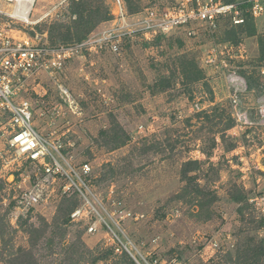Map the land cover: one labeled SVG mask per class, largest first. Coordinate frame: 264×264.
<instances>
[{
	"label": "rangeland",
	"instance_id": "1",
	"mask_svg": "<svg viewBox=\"0 0 264 264\" xmlns=\"http://www.w3.org/2000/svg\"><path fill=\"white\" fill-rule=\"evenodd\" d=\"M83 1L88 4L80 21ZM123 1L132 32L119 52L84 48L54 76L30 77L23 93L34 102L33 124L63 143L62 156L78 166L91 163L87 193L96 210L91 207L92 217L74 222L71 213L84 205L83 198L58 191L22 219L12 218L14 197L39 168L17 155L8 134L0 133V264H10L9 253L19 247L31 249L38 264H264V216L251 201L264 195V121L258 114L264 97V14L249 17L243 27L223 24L214 34L187 24L154 37L146 34L143 20L137 23L142 12L181 0ZM14 6L2 8L12 12ZM116 12V0H34L28 21L8 14L7 19L33 43L75 46L105 33ZM87 19L97 24L78 41L74 35ZM215 46L231 50L227 67L219 59L205 64ZM231 73L248 83L242 96L251 107L248 124L237 126L233 116ZM188 160L201 162L189 172L196 181L182 173ZM197 185L202 193L194 190ZM240 193L247 200H232ZM214 196L213 203L202 205ZM125 210L142 216L120 218ZM115 234L134 248L139 263L130 253L133 261L116 253Z\"/></svg>",
	"mask_w": 264,
	"mask_h": 264
},
{
	"label": "built area",
	"instance_id": "2",
	"mask_svg": "<svg viewBox=\"0 0 264 264\" xmlns=\"http://www.w3.org/2000/svg\"><path fill=\"white\" fill-rule=\"evenodd\" d=\"M34 0H0V133L8 134V143L15 153L24 156L37 165L39 172L35 179L26 188H22L14 197L12 218L16 221L31 212L40 204L49 200L60 191L63 195L78 193L84 201L83 206H78L71 213V220L81 221L92 217L89 199V180L92 171L91 163L83 162L80 166L66 160L62 156L63 143L58 140L53 142L37 130L33 124L34 102L30 97L24 96L28 92L26 81L30 77L39 76L42 72H48L54 76L57 71L63 70L68 59L82 50H103L109 48L113 52L121 50L122 41L126 40L132 31H127V19L130 16L126 3L116 0V17L112 26L102 34L93 35L85 43L75 46L61 45L58 47L49 44L33 43L28 34L22 30L14 29L12 22L7 19V14L12 19L28 21L31 6L29 2ZM4 4L15 5L12 12L5 11ZM167 6V5H166ZM150 7L142 12L143 16L137 21L146 23L144 29L147 35L156 37L173 33L187 24L202 25L212 34L217 33L223 24L231 26L244 25L247 16L258 18L264 14V0H181L168 7ZM166 7V8H165ZM21 34L22 36L18 35ZM150 33V34H149ZM193 29L189 34H195ZM124 43V42H123ZM230 47L227 43L225 48ZM230 49L226 52L220 47H214L206 56L205 64L213 66L219 62L225 67L229 65ZM229 53V55H228ZM242 78V79H241ZM236 73L230 74L229 91L233 116L239 124L250 123V108L242 97L248 92V83ZM62 87V86H61ZM67 96V89L64 90ZM258 114L264 121V97L260 99ZM143 127V126H142ZM245 162L244 158H240ZM247 163V162H245ZM247 174L245 169H242ZM30 179V176H28ZM94 196V195H93ZM251 201L264 216V195L256 194ZM104 208V206H103ZM116 212V211H114ZM118 212V210H117ZM142 215L131 211H122L120 218L133 217L139 219ZM14 220V221H15ZM92 222V221H88ZM107 224V223H105ZM91 232L96 231L95 222L89 225ZM116 235V234H115ZM118 237V235H116ZM116 253L127 251L139 263L132 252L134 248L124 243L118 237ZM211 243L216 249H220L217 239Z\"/></svg>",
	"mask_w": 264,
	"mask_h": 264
},
{
	"label": "trees",
	"instance_id": "3",
	"mask_svg": "<svg viewBox=\"0 0 264 264\" xmlns=\"http://www.w3.org/2000/svg\"><path fill=\"white\" fill-rule=\"evenodd\" d=\"M227 2H230V1H235V0H225ZM85 2V1H83ZM87 2H85V6L83 8L82 11H79V19L80 21H82L84 18H85V7L87 6ZM129 8L130 9H134L133 6L129 5ZM249 17L252 18V16L249 14L247 16V20H246V23L244 25H240L239 27H243V26H246L248 24V19ZM87 22L85 24L84 27H81L83 29H80V28H77V32L75 33L74 37L77 38L78 41H80L82 39V36H83V33L89 31L90 29H92L96 24H97V21L93 20V21H90L89 19H87ZM77 27H80L79 26V23H77ZM183 170H182V173L184 175V177L188 178L190 181H196V175H193L191 177H189V172L191 171H197L199 170V168L201 167V162L198 161V160H188L184 163L183 165ZM197 184V183H196ZM195 185V184H194ZM196 192H199V193H202L203 189L200 187V185H197L194 189ZM216 200V197H211L210 199H207L205 200L202 205H207L208 203H213L214 201ZM232 200L238 202V203H241L243 202L244 200H247V196L246 195H242L241 193L238 195V194H234L233 197H232ZM23 217H21L22 219ZM70 220V216H68L65 220V225L67 224V222H69ZM49 226V224H47ZM59 226H62V225H58L55 227V229L59 228ZM54 229V230H55ZM34 232H37V233H40V230L39 228H33L32 229ZM55 232V231H54ZM1 236H4V232L1 231L0 232ZM40 235V234H39ZM64 245V244H63ZM260 252H262V254L264 255V246L261 247V250ZM108 253H114V250L110 249L108 251ZM122 254H124V256H126L127 258H129V260L133 261V259L130 257V255L128 254L127 251H124ZM10 264H38L36 258L34 257V254H33V251L31 249H25L23 247H19L15 250H12L10 253ZM98 260L95 259L93 261V263L97 262Z\"/></svg>",
	"mask_w": 264,
	"mask_h": 264
},
{
	"label": "bare ground",
	"instance_id": "4",
	"mask_svg": "<svg viewBox=\"0 0 264 264\" xmlns=\"http://www.w3.org/2000/svg\"><path fill=\"white\" fill-rule=\"evenodd\" d=\"M32 5V2H29V6H31ZM30 17V16H29Z\"/></svg>",
	"mask_w": 264,
	"mask_h": 264
}]
</instances>
